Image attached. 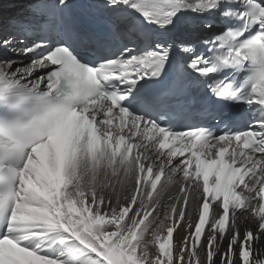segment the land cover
Returning <instances> with one entry per match:
<instances>
[{"label":"snow or ice","instance_id":"1","mask_svg":"<svg viewBox=\"0 0 264 264\" xmlns=\"http://www.w3.org/2000/svg\"><path fill=\"white\" fill-rule=\"evenodd\" d=\"M0 3V264H264V0Z\"/></svg>","mask_w":264,"mask_h":264},{"label":"bare ground","instance_id":"2","mask_svg":"<svg viewBox=\"0 0 264 264\" xmlns=\"http://www.w3.org/2000/svg\"><path fill=\"white\" fill-rule=\"evenodd\" d=\"M0 3H5L7 7V12L5 14H9L11 11H14L16 13H20L23 8H20V3H17L13 6V9H11L13 3H6L4 0H0Z\"/></svg>","mask_w":264,"mask_h":264},{"label":"rangeland","instance_id":"3","mask_svg":"<svg viewBox=\"0 0 264 264\" xmlns=\"http://www.w3.org/2000/svg\"><path fill=\"white\" fill-rule=\"evenodd\" d=\"M19 3V2H18Z\"/></svg>","mask_w":264,"mask_h":264}]
</instances>
